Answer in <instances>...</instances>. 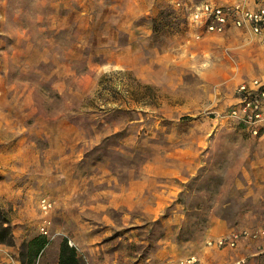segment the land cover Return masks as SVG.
Here are the masks:
<instances>
[{
	"label": "rangeland",
	"instance_id": "1",
	"mask_svg": "<svg viewBox=\"0 0 264 264\" xmlns=\"http://www.w3.org/2000/svg\"><path fill=\"white\" fill-rule=\"evenodd\" d=\"M203 1L0 0L9 263L24 264L23 245L42 235L33 264L59 262L64 239L105 243L107 264H264V235L206 246L264 230V130L221 118L235 86L264 75V42L239 30L199 37L189 12Z\"/></svg>",
	"mask_w": 264,
	"mask_h": 264
},
{
	"label": "built area",
	"instance_id": "2",
	"mask_svg": "<svg viewBox=\"0 0 264 264\" xmlns=\"http://www.w3.org/2000/svg\"><path fill=\"white\" fill-rule=\"evenodd\" d=\"M263 0H233L219 3L206 0L191 6L189 18L198 23L202 30L209 33H225L231 28L246 29L259 35L264 40V5ZM200 37V36H199ZM224 117L230 124L238 127L243 132L258 136L264 122V78L253 77L239 83L233 94L232 102L227 106ZM40 207L47 213L52 207V201L43 197ZM43 234L48 235L46 224L41 227ZM264 235V230L259 232H232L230 234L209 238L207 247L224 248L237 246L242 239ZM196 255H190L182 263L194 264Z\"/></svg>",
	"mask_w": 264,
	"mask_h": 264
},
{
	"label": "crops",
	"instance_id": "3",
	"mask_svg": "<svg viewBox=\"0 0 264 264\" xmlns=\"http://www.w3.org/2000/svg\"><path fill=\"white\" fill-rule=\"evenodd\" d=\"M231 1H233V0H231ZM199 3H201V2H199ZM199 3H195V4H199ZM195 4H193V6L195 5ZM262 5H264V0L262 1ZM192 21V20H191ZM192 23L194 24V26L197 28V30H199L198 32H199V34H198V36H202L201 34H217V33H209V32H206V31H204V30H202V28H200V26L198 25V23H195V22H193L192 21ZM232 30H239V31H241V32H243V33H247V34H252V35H254V36H256L257 38H259L261 41H263L264 42V40L262 39V37L261 36H259V35H256V34H254V33H251L250 31H248V30H246V29H240V28H231V29H228L225 33H227V32H229V31H232ZM225 33H221V34H225ZM253 77H263L264 78V75H252V76H249V77H247V78H244L242 81H244V80H248V79H251V78H253ZM242 81H240L239 83H241ZM238 83V84H239ZM237 84V85H238ZM236 85V86H237ZM236 86H235V88H236ZM235 88H234V90H235ZM234 90H233V93H232V99H233V94H234ZM231 102H232V100H231ZM230 102V103H231ZM222 119H224L223 120V122H225V123H229L230 124V122H228L227 121V119L225 118V117H221ZM263 124H264V122H263ZM231 126H233V127H235L234 125H232V124H230ZM264 130V125H263V127H262V130H261V133H262V131ZM260 133V134H261ZM259 134V135H260ZM89 240H92V242L94 243V239L90 236V235H88V237H87ZM82 246H80V242L79 241H77V243H76V245H74L78 250L81 248L82 249V247H85L83 244H81ZM105 246V243H101V244H97L96 242H95V244H93V245H89L88 247H85V249H82V253H80L81 255H82V257H83V263L82 264H107V261L104 259V257H106L107 256V252L103 249V247ZM8 250H6V252H7ZM115 252H118V250H116ZM1 254V258L2 259H4V261H7V264H12V263H9V261H8V259H6L7 257H6V255L4 254V253H0ZM5 256V257H4ZM98 259V261H99V263H97L96 261H95V259ZM135 261V264H144V261L142 260V259H139L138 261L137 260H135V259H133V258H131V260L129 261V263H131V262H134ZM1 264H5V263H1ZM42 264H47L46 262H43ZM56 264H59V262L57 261V263ZM127 264V263H126Z\"/></svg>",
	"mask_w": 264,
	"mask_h": 264
},
{
	"label": "trees",
	"instance_id": "4",
	"mask_svg": "<svg viewBox=\"0 0 264 264\" xmlns=\"http://www.w3.org/2000/svg\"><path fill=\"white\" fill-rule=\"evenodd\" d=\"M5 234L0 230V235ZM8 244H13V240L7 242ZM49 240L47 237L38 235L28 242H26L22 247L21 257L22 263L33 264L40 253L46 248ZM80 257L77 252V248L69 244L67 239H64L60 247L59 264H80Z\"/></svg>",
	"mask_w": 264,
	"mask_h": 264
}]
</instances>
